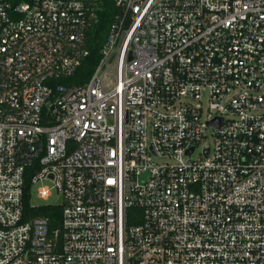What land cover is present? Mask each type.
Segmentation results:
<instances>
[{"label": "built area", "instance_id": "built-area-1", "mask_svg": "<svg viewBox=\"0 0 264 264\" xmlns=\"http://www.w3.org/2000/svg\"><path fill=\"white\" fill-rule=\"evenodd\" d=\"M112 2L0 0V264H264V0Z\"/></svg>", "mask_w": 264, "mask_h": 264}, {"label": "trees", "instance_id": "trees-1", "mask_svg": "<svg viewBox=\"0 0 264 264\" xmlns=\"http://www.w3.org/2000/svg\"><path fill=\"white\" fill-rule=\"evenodd\" d=\"M20 1L21 0H11L12 3H18ZM97 4V21L93 23L86 32V46L89 54L84 59L81 66L76 70L75 74L66 81H60V83L67 85L84 84L89 80L100 60V50L116 13V7L112 0H97ZM29 189L30 186L26 183L23 197V220L32 217H45L49 219V227L51 229L56 228L59 222L60 207L50 204H42L35 207L31 206V199L28 194Z\"/></svg>", "mask_w": 264, "mask_h": 264}, {"label": "rangeland", "instance_id": "rangeland-1", "mask_svg": "<svg viewBox=\"0 0 264 264\" xmlns=\"http://www.w3.org/2000/svg\"><path fill=\"white\" fill-rule=\"evenodd\" d=\"M45 184H48L47 182H45ZM33 199L35 202H39L36 198L35 195H33ZM56 199V195L50 200L51 202H53Z\"/></svg>", "mask_w": 264, "mask_h": 264}, {"label": "water", "instance_id": "water-1", "mask_svg": "<svg viewBox=\"0 0 264 264\" xmlns=\"http://www.w3.org/2000/svg\"><path fill=\"white\" fill-rule=\"evenodd\" d=\"M211 125H214L213 123ZM193 149H190L188 152L191 153Z\"/></svg>", "mask_w": 264, "mask_h": 264}]
</instances>
